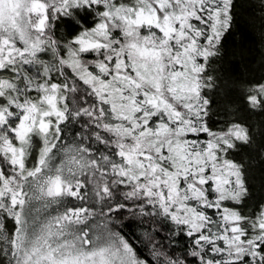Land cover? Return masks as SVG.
<instances>
[{
	"label": "snow or ice",
	"instance_id": "6c2138e0",
	"mask_svg": "<svg viewBox=\"0 0 264 264\" xmlns=\"http://www.w3.org/2000/svg\"><path fill=\"white\" fill-rule=\"evenodd\" d=\"M241 6L0 0V264H264V76L217 68Z\"/></svg>",
	"mask_w": 264,
	"mask_h": 264
},
{
	"label": "trees",
	"instance_id": "16d2710c",
	"mask_svg": "<svg viewBox=\"0 0 264 264\" xmlns=\"http://www.w3.org/2000/svg\"><path fill=\"white\" fill-rule=\"evenodd\" d=\"M240 2L242 6L238 9L237 22L225 44L229 54L226 61L217 65V68L221 72L227 70L240 81L255 80L264 76V12L260 10L259 0H240ZM253 183L256 187L254 195L260 198L264 193L260 191L259 180ZM113 219L115 220V215ZM130 222L133 227L131 230L123 228V233L141 250V258L152 259L150 251L144 250L143 245L132 233L142 236L148 229L158 231L160 237H169L163 241L167 251L175 250L177 256L182 254L187 241L179 237H170L165 231L167 225L162 226L158 221H150L149 218H143L142 222L138 217L133 218L131 213H125L121 220L116 221V226L120 229L123 224Z\"/></svg>",
	"mask_w": 264,
	"mask_h": 264
}]
</instances>
